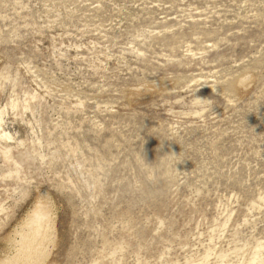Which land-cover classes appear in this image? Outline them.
<instances>
[{"label": "rangeland", "instance_id": "rangeland-1", "mask_svg": "<svg viewBox=\"0 0 264 264\" xmlns=\"http://www.w3.org/2000/svg\"><path fill=\"white\" fill-rule=\"evenodd\" d=\"M43 198L45 264H264V0H0V262Z\"/></svg>", "mask_w": 264, "mask_h": 264}, {"label": "bare ground", "instance_id": "bare-ground-1", "mask_svg": "<svg viewBox=\"0 0 264 264\" xmlns=\"http://www.w3.org/2000/svg\"><path fill=\"white\" fill-rule=\"evenodd\" d=\"M48 207L49 202L44 198L40 199L34 210H31L32 213L25 225L27 229L24 227L26 231L21 232L23 234L21 240H19L18 255H15L16 257H13V259L4 260L0 264H45L42 260L48 249L47 242L51 237L48 231L54 228Z\"/></svg>", "mask_w": 264, "mask_h": 264}, {"label": "clouds", "instance_id": "clouds-1", "mask_svg": "<svg viewBox=\"0 0 264 264\" xmlns=\"http://www.w3.org/2000/svg\"><path fill=\"white\" fill-rule=\"evenodd\" d=\"M4 83H5V84H12L13 81H12V79L9 77V78H7V79L4 80ZM195 84H196V82L193 81L192 84L190 85V87H194ZM194 102H195V103H201V102H202V99H200V98H196ZM204 111H207V109H205ZM194 114H195V115H202L203 113H202V112H196V113H194Z\"/></svg>", "mask_w": 264, "mask_h": 264}]
</instances>
